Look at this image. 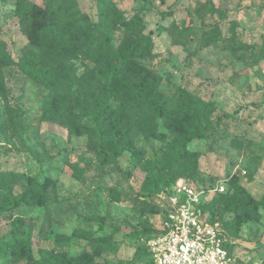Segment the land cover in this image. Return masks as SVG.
<instances>
[{
	"label": "rangeland",
	"instance_id": "obj_1",
	"mask_svg": "<svg viewBox=\"0 0 264 264\" xmlns=\"http://www.w3.org/2000/svg\"><path fill=\"white\" fill-rule=\"evenodd\" d=\"M144 35L132 66L156 73L160 99L139 106L116 80L90 84L107 72L106 48ZM102 144L117 155L98 156ZM178 179L204 190L202 212L236 264H264V0H0V264H38L41 249L57 264H146L157 194ZM219 180L222 193L246 191L238 213L208 192ZM14 229L28 242L13 244Z\"/></svg>",
	"mask_w": 264,
	"mask_h": 264
},
{
	"label": "built area",
	"instance_id": "obj_2",
	"mask_svg": "<svg viewBox=\"0 0 264 264\" xmlns=\"http://www.w3.org/2000/svg\"><path fill=\"white\" fill-rule=\"evenodd\" d=\"M224 191V180L208 189ZM203 193V189L178 179L171 191L157 194L162 220L147 242L146 264H236L223 229L202 212Z\"/></svg>",
	"mask_w": 264,
	"mask_h": 264
},
{
	"label": "trees",
	"instance_id": "obj_3",
	"mask_svg": "<svg viewBox=\"0 0 264 264\" xmlns=\"http://www.w3.org/2000/svg\"><path fill=\"white\" fill-rule=\"evenodd\" d=\"M135 23L138 22L134 21ZM136 24H139L136 23ZM150 38L147 35H144L142 37H140L139 39H137V41L135 43H133L131 45L130 49H125L123 51L120 50H113L112 48H106L100 55H102V59L101 57L98 59V62H104L106 67H107V72L105 75H95L92 78V82L90 84H96L98 81L103 80L104 83H107L109 87H111V85L109 83H111L113 80L118 81L121 84V87L124 88V91H128L126 94L132 97H135V99H137L136 104H138L139 106H141V99H139L138 97L141 96H145L146 99L149 100H158L160 99V92L157 88H155L154 82L155 79L154 77H156V73L153 71H147V67H144L142 65H140V67H136L137 69H135L132 64H134L133 61V57L137 56V55H142L143 52L145 51V49H147L150 46ZM250 46H253L250 45ZM21 66L24 69H27L33 79L35 81H37L38 83L44 85L47 88L51 87V82L49 80V77L47 75V73L45 71H43L40 68V65L37 63H29L26 59H21L20 60ZM149 70V69H148ZM128 74H131L132 76H139L140 78H143V86L139 89H134L132 86H129L127 84V81L125 80L126 76ZM112 88V87H111ZM118 92L115 91L114 92V96L113 97H118ZM106 103L108 102V99L105 98ZM151 103V102H150ZM187 103V107L190 111H192L195 115H196V119L200 124L199 129H192L194 132H200L202 133L203 131L206 130L207 128V121L203 115V113L197 109L196 105L194 103H192L191 101H186ZM128 104V103H125ZM131 105H134L135 103L131 102L129 103ZM152 104V103H151ZM161 106L160 104H157V107ZM106 110H108L109 105H105ZM103 113V112H102ZM116 129H119V126L116 127ZM98 156L106 158L109 156L115 157L117 155V153L115 152V150L112 151V153H107L106 148L103 146L100 148L99 151L96 152ZM182 153L183 154H191L187 149H185L184 147L182 148ZM184 180V179H183ZM246 191L241 187L236 185V189L232 192L229 193H218L219 194V199H221L220 201H218L216 203L217 206H220V208L222 209H230L233 212L238 213L240 210H242V208H244L245 204L243 202H241L240 198L242 197L243 193H245ZM25 198V193H22L19 196L16 197H12V206H10V208L8 209V214L7 216H11V211L13 208H15L20 202L23 201V199ZM256 202V201H255ZM2 212V211H0ZM245 217H243V219H245ZM142 230L141 229H136L133 230V235L134 236H139L140 234H142ZM157 232V230L151 234L150 238ZM28 238H29V234L28 232H23L21 230L18 229H14V231L11 234V237L9 238L11 240V242L13 244H16L18 242H24L27 243L28 242ZM231 241H229V243L227 244V246L231 249ZM41 256L38 259V264H57V257L55 256L53 253H50V251L48 250H44L41 249ZM63 256H65V259L63 260V264H76L75 263V257L74 255H65L63 254ZM146 256L148 257V253L146 250Z\"/></svg>",
	"mask_w": 264,
	"mask_h": 264
}]
</instances>
